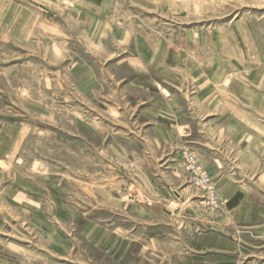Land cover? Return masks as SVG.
Segmentation results:
<instances>
[{
    "label": "rangeland",
    "instance_id": "obj_1",
    "mask_svg": "<svg viewBox=\"0 0 264 264\" xmlns=\"http://www.w3.org/2000/svg\"><path fill=\"white\" fill-rule=\"evenodd\" d=\"M0 264H264V0H0Z\"/></svg>",
    "mask_w": 264,
    "mask_h": 264
}]
</instances>
